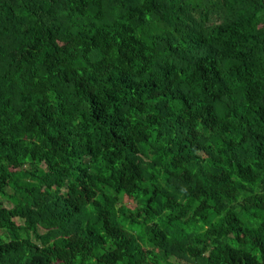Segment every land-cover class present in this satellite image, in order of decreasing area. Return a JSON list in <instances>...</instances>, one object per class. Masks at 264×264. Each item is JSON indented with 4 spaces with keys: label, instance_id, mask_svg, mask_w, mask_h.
<instances>
[{
    "label": "trees",
    "instance_id": "16d2710c",
    "mask_svg": "<svg viewBox=\"0 0 264 264\" xmlns=\"http://www.w3.org/2000/svg\"><path fill=\"white\" fill-rule=\"evenodd\" d=\"M0 264H264V0H0Z\"/></svg>",
    "mask_w": 264,
    "mask_h": 264
},
{
    "label": "rangeland",
    "instance_id": "374dc122",
    "mask_svg": "<svg viewBox=\"0 0 264 264\" xmlns=\"http://www.w3.org/2000/svg\"><path fill=\"white\" fill-rule=\"evenodd\" d=\"M4 204H5L6 206H8V207L11 206L9 202H4ZM129 204L133 205V202H132V203L130 202Z\"/></svg>",
    "mask_w": 264,
    "mask_h": 264
}]
</instances>
